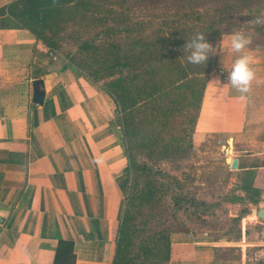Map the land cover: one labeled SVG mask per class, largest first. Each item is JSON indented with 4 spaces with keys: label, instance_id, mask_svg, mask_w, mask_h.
<instances>
[{
    "label": "crops",
    "instance_id": "crops-1",
    "mask_svg": "<svg viewBox=\"0 0 264 264\" xmlns=\"http://www.w3.org/2000/svg\"><path fill=\"white\" fill-rule=\"evenodd\" d=\"M231 35L214 51L192 144L218 145L237 160V169L224 160L223 171L251 211L264 205V46L250 40L234 53ZM244 54L255 78L241 100L227 73ZM34 81L41 104L32 102ZM130 176L120 117L101 86L29 31L0 28V264H113ZM255 228L242 227L239 242L173 233L166 264H216L218 248L234 246L251 264L247 248L264 251Z\"/></svg>",
    "mask_w": 264,
    "mask_h": 264
},
{
    "label": "trees",
    "instance_id": "trees-1",
    "mask_svg": "<svg viewBox=\"0 0 264 264\" xmlns=\"http://www.w3.org/2000/svg\"><path fill=\"white\" fill-rule=\"evenodd\" d=\"M126 2L13 0L0 8V28L27 30L52 53L59 49L62 36L74 42L77 52L65 57V66L81 70L111 98L120 117L132 172L138 167L132 155L136 146H142L151 155L157 145L165 143L166 137L177 140L182 133L187 135L189 128L193 130L211 68L209 59L204 66L175 59L177 53L173 48L179 41L171 42L169 38L179 35V29L165 33L158 28L153 33L154 25L149 27L150 23H132L123 8ZM115 4L120 10L114 9ZM107 23L111 25L105 27ZM97 28L101 31L95 37L84 39L83 35ZM119 35H124L123 42ZM163 50L166 55L160 57ZM164 146L167 150L169 143ZM151 188L147 187L145 195L153 216L158 203L156 191L153 193ZM131 220L126 209L113 264H145L134 249L137 232L130 227ZM181 230L169 226L159 232L155 249L148 254L154 259L150 264L167 262L168 236Z\"/></svg>",
    "mask_w": 264,
    "mask_h": 264
},
{
    "label": "rangeland",
    "instance_id": "rangeland-1",
    "mask_svg": "<svg viewBox=\"0 0 264 264\" xmlns=\"http://www.w3.org/2000/svg\"><path fill=\"white\" fill-rule=\"evenodd\" d=\"M123 8L132 23H150L149 27L154 25L153 33L158 28L165 33L178 28L179 35L169 39L171 42L179 41L178 46L172 43L175 45L173 50L177 53L175 59L183 62L190 55L184 46L196 33L205 34L206 41L213 46L209 53L211 69L214 51L221 46L223 37L240 31L254 45L264 46V23H250L257 17L264 20V0H127ZM114 9L120 10V6L115 4ZM109 25L111 23H107L105 27ZM99 31L101 28L92 30L83 37H95ZM118 37L121 42L124 41V35ZM76 52L77 46L64 35L59 49L53 55L66 63L65 57ZM165 55L166 50L159 52L160 57ZM192 132L189 128L188 134L184 136L182 133L177 140L166 137L165 143L157 145L151 155L142 146L133 149V159L139 168L131 172L124 211L127 209L132 215L130 227L137 232L134 249L145 264L154 263V259L151 260L148 254L155 249L159 232L169 226L182 228V232L204 231L210 239L217 242H239L241 228L250 226L254 229L256 225L255 229L261 233L256 231L255 240L264 238V220H258L254 215L264 205H252L250 211L246 208L248 200L237 201L236 194L232 193L235 176L223 171L226 169V156L218 145L211 144L208 147L203 143L201 146H194ZM168 143L166 150L164 145ZM141 168L144 170H139ZM148 186L152 187L153 193L156 191L155 202L158 206L154 209L153 216L150 215L145 195ZM240 194L237 193V197ZM245 211L249 214L243 219L236 218V214H243ZM178 232L180 231L170 233L168 240L171 234ZM237 247L218 248L216 264H242L243 252ZM257 250L247 248L245 253L250 259L247 260L248 263L257 264L263 260L264 251ZM157 263L166 264L164 260Z\"/></svg>",
    "mask_w": 264,
    "mask_h": 264
},
{
    "label": "clouds",
    "instance_id": "clouds-1",
    "mask_svg": "<svg viewBox=\"0 0 264 264\" xmlns=\"http://www.w3.org/2000/svg\"><path fill=\"white\" fill-rule=\"evenodd\" d=\"M250 23L260 25L264 23L259 17L250 21ZM250 44V39L243 34V32H236L231 35L230 47L234 53L243 52ZM184 49L189 50L188 63L194 66H204L208 62L209 53L213 46L206 41V35L203 33H196L189 41L186 42ZM251 57L247 54L240 55L233 63L232 69L227 73V79L231 86L239 93V99H246V94L250 92L251 82L255 78V73L250 67ZM215 84L220 85L221 81L216 79Z\"/></svg>",
    "mask_w": 264,
    "mask_h": 264
},
{
    "label": "water",
    "instance_id": "water-1",
    "mask_svg": "<svg viewBox=\"0 0 264 264\" xmlns=\"http://www.w3.org/2000/svg\"><path fill=\"white\" fill-rule=\"evenodd\" d=\"M42 83L40 81H34L33 82V97H32V102L35 104H41L43 101V92L40 89ZM224 153L228 154L229 150L224 148ZM228 164H230L231 169H237L238 168V162L236 159H233L232 161L230 158H226L225 160ZM254 215L257 217L259 220H264V208L258 209L256 212H254Z\"/></svg>",
    "mask_w": 264,
    "mask_h": 264
}]
</instances>
